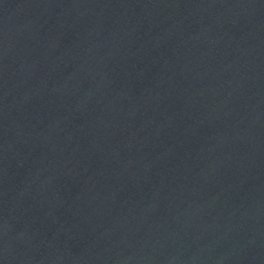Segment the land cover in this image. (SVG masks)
Instances as JSON below:
<instances>
[{
	"label": "water",
	"instance_id": "1",
	"mask_svg": "<svg viewBox=\"0 0 264 264\" xmlns=\"http://www.w3.org/2000/svg\"><path fill=\"white\" fill-rule=\"evenodd\" d=\"M0 264H264V0H0Z\"/></svg>",
	"mask_w": 264,
	"mask_h": 264
}]
</instances>
